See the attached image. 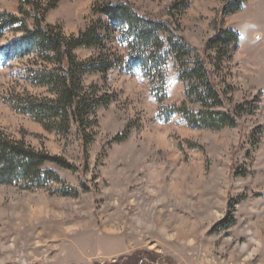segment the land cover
<instances>
[{
    "label": "rangeland",
    "instance_id": "rangeland-1",
    "mask_svg": "<svg viewBox=\"0 0 264 264\" xmlns=\"http://www.w3.org/2000/svg\"><path fill=\"white\" fill-rule=\"evenodd\" d=\"M96 1L60 0L46 21L78 35L99 18ZM110 1L173 23L152 69L129 62L132 36L112 26L104 46L116 68L83 76L86 88L109 98L94 108L86 153L74 121L59 133L13 106L27 94L54 97L29 81L34 56L0 61V129L75 167L46 163L61 181L42 187L0 184V264H264V0H243L220 17L233 0ZM19 4L0 0V12L18 15ZM216 24L239 34L215 75L225 92L217 110H244L237 127L221 130L192 126L177 110L199 105L184 104L186 82L169 43L184 40L200 56ZM98 49L74 54L91 61Z\"/></svg>",
    "mask_w": 264,
    "mask_h": 264
},
{
    "label": "trees",
    "instance_id": "trees-1",
    "mask_svg": "<svg viewBox=\"0 0 264 264\" xmlns=\"http://www.w3.org/2000/svg\"><path fill=\"white\" fill-rule=\"evenodd\" d=\"M19 1L18 15L0 12V39L8 33L14 35L0 45V61L10 62L34 56L36 66L30 69L29 81L48 88L54 97L36 99L27 94L18 96L13 106L18 112L32 115L46 128L59 133H67L70 122L74 121L86 153L87 145L92 142V135L86 131L96 124L93 120L94 108L96 105L108 104L109 98L99 96L98 88L93 91L86 88L83 76L98 73L106 77L108 72L116 68V61L107 56L104 46L105 37L110 35L112 26H121L126 29L128 36H132L129 41V50L132 51L129 62L134 66L152 69L156 66L153 60L159 66L155 52L163 45L165 37L162 34L168 38L167 30L173 22L148 20L138 16L130 5L97 0L94 8L99 18L80 34L66 36L60 25L46 21L47 14L60 0H49L47 3L41 0ZM242 1L225 3L219 11V17L238 11ZM177 5L173 8L176 9ZM215 28L214 35L206 40L199 51L200 56H197V49L184 40L173 41L170 36L169 43L178 63L179 77L186 82L184 104L190 101L191 104L199 105L196 112L182 108L177 110L192 126L221 130L226 126L237 127L239 116L244 110L242 106H238L235 112L217 110L225 105V92L221 90L215 75L221 72L226 61L231 60L230 52L239 42V34L232 29H222L217 24ZM80 47L99 48V54L91 61L78 60L74 50ZM148 52L149 56H146ZM196 57L198 59L191 66L189 59ZM48 162L65 169L75 168L63 157L35 151L0 129V184H15L17 180H25L27 183L23 189H30L45 186L51 180L61 181L55 171L43 169Z\"/></svg>",
    "mask_w": 264,
    "mask_h": 264
}]
</instances>
